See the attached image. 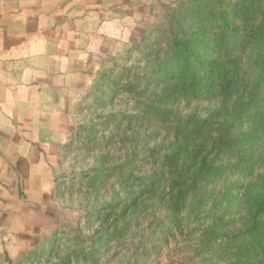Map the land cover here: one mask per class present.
Instances as JSON below:
<instances>
[{
  "label": "rangeland",
  "instance_id": "374dc122",
  "mask_svg": "<svg viewBox=\"0 0 264 264\" xmlns=\"http://www.w3.org/2000/svg\"><path fill=\"white\" fill-rule=\"evenodd\" d=\"M179 1L69 0L86 52L74 53L44 149L32 146L31 159L44 155L27 194H10L19 181L0 162V264H264V227L245 234L264 223V99L171 84L100 93L103 71L146 65L141 44H160Z\"/></svg>",
  "mask_w": 264,
  "mask_h": 264
},
{
  "label": "trees",
  "instance_id": "16d2710c",
  "mask_svg": "<svg viewBox=\"0 0 264 264\" xmlns=\"http://www.w3.org/2000/svg\"><path fill=\"white\" fill-rule=\"evenodd\" d=\"M161 26L154 35L160 44H141L147 60L144 67L139 66L136 73L133 67L101 73L100 79L110 83L108 90L100 92L103 100L110 94L115 100L121 93L142 97L151 87L169 84L184 95L202 94L206 86L212 95L222 92L230 97L247 91L251 104L264 99V0H180L167 10ZM119 76L125 81H118ZM227 140L230 148L237 149L236 139ZM260 142L264 145V137L260 136ZM261 227L263 222H255L245 234L254 235Z\"/></svg>",
  "mask_w": 264,
  "mask_h": 264
},
{
  "label": "crops",
  "instance_id": "0c3cea01",
  "mask_svg": "<svg viewBox=\"0 0 264 264\" xmlns=\"http://www.w3.org/2000/svg\"><path fill=\"white\" fill-rule=\"evenodd\" d=\"M70 11L69 0H0V162L8 157L9 176L19 181L13 197L20 189L27 194L23 183L36 179L44 154L31 159L32 146L44 149L61 114L62 86L78 63L74 53L86 52L83 31L77 36L68 27L78 10Z\"/></svg>",
  "mask_w": 264,
  "mask_h": 264
}]
</instances>
